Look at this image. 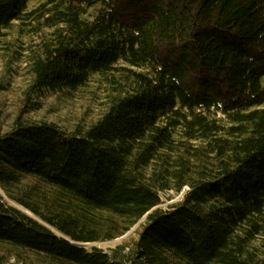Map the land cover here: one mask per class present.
<instances>
[{
    "label": "trees",
    "instance_id": "1",
    "mask_svg": "<svg viewBox=\"0 0 264 264\" xmlns=\"http://www.w3.org/2000/svg\"><path fill=\"white\" fill-rule=\"evenodd\" d=\"M28 1L32 87L115 90L87 127L0 117V264H264V0Z\"/></svg>",
    "mask_w": 264,
    "mask_h": 264
},
{
    "label": "rangeland",
    "instance_id": "2",
    "mask_svg": "<svg viewBox=\"0 0 264 264\" xmlns=\"http://www.w3.org/2000/svg\"><path fill=\"white\" fill-rule=\"evenodd\" d=\"M46 0H29L27 10L39 7ZM99 6L87 9L86 15L92 17ZM33 20L15 21L0 34V117L4 130L9 129L15 117L22 112L31 120H49L62 128L71 130L77 125L89 126L106 110L114 87L104 75L95 73L84 86L75 91L36 90L32 87L33 76L31 58L41 40L39 31L34 29ZM28 103V106H24ZM264 106V105H263ZM219 116V115H218ZM188 190L186 186L177 193L174 189L161 191V206L170 208L181 201ZM144 217L123 235L114 239L82 242L86 248L97 245L110 249L122 239L137 235ZM257 237L256 242H261ZM7 264H20L14 257ZM35 264H40L36 262Z\"/></svg>",
    "mask_w": 264,
    "mask_h": 264
}]
</instances>
